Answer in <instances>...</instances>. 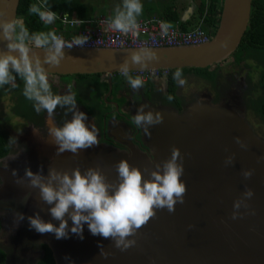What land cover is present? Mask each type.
I'll use <instances>...</instances> for the list:
<instances>
[{
	"label": "water",
	"instance_id": "obj_1",
	"mask_svg": "<svg viewBox=\"0 0 264 264\" xmlns=\"http://www.w3.org/2000/svg\"><path fill=\"white\" fill-rule=\"evenodd\" d=\"M18 3L0 0V55H11L21 69L22 56L27 57L32 74H106L109 79L120 71L214 66L238 47L251 9V0H220L218 26L210 40L200 45L62 48L53 63L48 57L55 55L54 48L14 39ZM6 24L13 25L7 34ZM10 44H19L25 51ZM9 69L15 70L11 64ZM242 94V88L225 87L216 102L198 100L182 113L140 105L138 115L153 117L152 123L140 122L150 134L147 151L101 144L95 132V144L75 152L60 151L51 130L69 121V115H46L42 122L31 123L18 137L19 150L0 159V200L22 206L13 220L15 236L37 237L38 245L50 250L54 264H264V139L246 117ZM83 123L93 130L89 120ZM173 150L182 168V202L174 203L171 212L154 208V215L124 238L130 242L127 248L116 246L119 237L93 235L86 222L73 233L71 208L63 217L65 236L59 239L54 232H38L24 218L26 214L59 225L50 213L55 202H45L40 188L42 184L57 188L56 177L94 171L111 194L120 182L121 161L136 168L143 183L151 180L153 172L162 174ZM18 258L9 257V264L23 263L24 257L19 262Z\"/></svg>",
	"mask_w": 264,
	"mask_h": 264
},
{
	"label": "flooded vegetation",
	"instance_id": "obj_2",
	"mask_svg": "<svg viewBox=\"0 0 264 264\" xmlns=\"http://www.w3.org/2000/svg\"><path fill=\"white\" fill-rule=\"evenodd\" d=\"M252 10L256 12L255 19L259 25L251 37L252 43L249 39L244 40L222 64L211 66V79L193 72H170L172 69L146 78L120 73H115L110 79L106 74H43L48 84V92L45 93L40 89V74H32L37 81L35 90L41 95L73 97L72 103H64L62 99L49 113L35 98L25 96L26 74L10 69L9 79L0 84V146L8 147L0 159L19 150L18 137L23 135L25 128L31 123L42 122L43 117L51 114L55 117L66 114L71 120L75 114L83 113L84 121H90L99 143L125 151L134 146L147 151L145 143L149 141V130L140 123H134L140 105L164 106L182 113L198 100L216 102L225 87L242 88L246 117L254 132L264 139V0H251L250 15ZM136 79L140 84L133 87L130 81ZM251 100H254V106ZM19 208L21 212L20 204L0 200V264H9L11 256H19L18 262L21 256L24 257L23 263L17 264H37L45 256V245H38L37 237L15 236L13 220ZM24 218L29 222L33 219L26 214Z\"/></svg>",
	"mask_w": 264,
	"mask_h": 264
},
{
	"label": "clouds",
	"instance_id": "obj_3",
	"mask_svg": "<svg viewBox=\"0 0 264 264\" xmlns=\"http://www.w3.org/2000/svg\"><path fill=\"white\" fill-rule=\"evenodd\" d=\"M128 9L127 21L131 23L132 13L139 12V5L129 3L126 5ZM34 10V9H33ZM46 22H51L54 19L52 13L42 16ZM124 17H118L114 21V26L121 31H126L128 23L123 22ZM5 34L7 30L12 28V24L3 26ZM23 33V29H21ZM49 36L53 42L55 55H50L53 63L57 61L61 47L64 41L51 33L48 36L41 35L35 38L38 45H46ZM22 40L23 35L18 37ZM81 37L73 39L75 44L83 43ZM9 47H19L21 53L25 49L17 45H9ZM138 59V57H133ZM23 69L20 63L17 62L11 55H0V84L5 83L9 79V64L17 71H23L26 74L25 96L35 98L39 105L46 109L49 113L53 108L61 102L72 103V96L41 95L35 90L36 80L33 78L32 72L28 67L27 57L22 56ZM39 72V69H37ZM178 74V73H177ZM40 89L43 92H48V84L43 74L38 75ZM133 87L140 84V80L130 81ZM39 110V109H37ZM85 117L83 113H77L73 118L65 122L61 127L53 128L51 134L55 137L58 143L59 150L75 152L78 148H84L96 143L94 129L89 130L83 123ZM141 121L152 123L153 117L150 114L137 115L134 118V123L139 124ZM159 117L156 118V122ZM178 152L173 150L171 159L164 165L163 172H153L151 180L141 182V174L136 168H129L125 161L118 164V174L120 182L114 191L109 194L108 186L103 178L94 171L81 175L79 172H73L72 176L63 175L56 177L58 179V187L53 188L50 185H40L41 196L43 200L49 204L54 203L51 207V216L59 220L58 226H53L51 223H43L38 218L31 220V225L40 233L54 232L56 238L65 236L66 223L63 219L64 214L72 209L70 219L73 227L71 231L77 233L80 231L82 222H86L89 231L93 235L99 234L102 237H119L116 240V246L127 248L130 244L124 238L131 235L135 229L145 224L150 217L154 215V208H166L169 212L173 211L174 203L182 202L183 193L185 191L184 184L180 181L182 168L176 164ZM31 176V173H27ZM37 183V180H33ZM250 195V193H249Z\"/></svg>",
	"mask_w": 264,
	"mask_h": 264
},
{
	"label": "built area",
	"instance_id": "obj_4",
	"mask_svg": "<svg viewBox=\"0 0 264 264\" xmlns=\"http://www.w3.org/2000/svg\"><path fill=\"white\" fill-rule=\"evenodd\" d=\"M42 13L40 20L52 27V35L64 41L63 48H163L175 46H194L210 40L208 32L200 25L189 30H181L170 26L158 16L143 17L128 23L126 17L123 22L128 23L126 31H121L114 26L118 18L102 15L89 19H78L67 12H55L44 5V0H37ZM52 13L54 19L46 22L42 16ZM123 17V16H121ZM58 25L61 27L59 29ZM81 37L83 43L75 44L74 38ZM50 48L53 42L50 37ZM167 69H149L120 71V74L140 75L142 78L156 76L157 73Z\"/></svg>",
	"mask_w": 264,
	"mask_h": 264
},
{
	"label": "trees",
	"instance_id": "obj_5",
	"mask_svg": "<svg viewBox=\"0 0 264 264\" xmlns=\"http://www.w3.org/2000/svg\"><path fill=\"white\" fill-rule=\"evenodd\" d=\"M119 1V0H117ZM160 0L154 5H150L147 10H142L148 13V16H158L163 19L165 23L170 26H178L181 30H187L188 22H181L180 14L182 10L188 7L190 4L194 5V12L191 17L194 26L200 25L203 30L209 33L210 37L213 36L219 22V14L221 11L220 0ZM140 2V1H139ZM44 0V5L55 12H67L70 16H74L78 19H89L94 17L96 11V4H99V0ZM103 6L105 7L106 0H102ZM182 4V5H181ZM124 5V4H123ZM34 9V10H33ZM103 9H99L101 14ZM42 8L40 7L37 0H19L16 12V20L20 21L15 24L14 28V39L17 42L28 44L29 41L34 40L36 37L41 35L48 36L49 33H53L52 27L46 23L41 22L40 16ZM116 18V17H114ZM256 12L252 10L250 20L248 21L247 29L244 32L239 45L246 39L251 41V37L254 36L255 29L259 26L256 23ZM193 26V27H194ZM59 29L61 27L58 25ZM23 29V33L21 32ZM258 32V31H256ZM23 35V39L20 40L18 37ZM258 42V40H257ZM41 47L50 46V36L46 45H40ZM239 50V49H238ZM237 50V52H238ZM10 71V69H9ZM193 72L196 75L204 76L206 78H212L213 70L211 67L204 69L198 68H182L172 69L170 72ZM24 73V72H23ZM36 75V74H35ZM252 106L255 105L254 100H251ZM262 105L259 106L260 113H263ZM8 151V147L0 146V157H2ZM46 253L41 261L37 264H54L50 250L47 246H44ZM2 255V254H0Z\"/></svg>",
	"mask_w": 264,
	"mask_h": 264
},
{
	"label": "crops",
	"instance_id": "obj_6",
	"mask_svg": "<svg viewBox=\"0 0 264 264\" xmlns=\"http://www.w3.org/2000/svg\"><path fill=\"white\" fill-rule=\"evenodd\" d=\"M167 1L169 3L171 2L170 0H167ZM127 4H129L127 2V0L117 1L116 6H114L113 9H111L109 16H111V17H121V16L127 17V13H128V9L126 7ZM193 12H194V5L190 4L188 7L184 8L180 14L181 22H188V28L189 29H192L194 26L193 20L191 19ZM146 16H148V13L146 11L144 13V11L139 10L138 13L137 12L132 13V20H136V19L143 18ZM176 27L179 28L178 26H176ZM189 29H187V30H189Z\"/></svg>",
	"mask_w": 264,
	"mask_h": 264
},
{
	"label": "rangeland",
	"instance_id": "obj_7",
	"mask_svg": "<svg viewBox=\"0 0 264 264\" xmlns=\"http://www.w3.org/2000/svg\"><path fill=\"white\" fill-rule=\"evenodd\" d=\"M93 4L94 1L96 0H91ZM140 1V2H139ZM159 0H127L128 3H136L139 5L140 10H147L148 7H150V5H154L158 2ZM163 1H167V0H163ZM106 6H103L102 0H99V4H96L97 8L96 11L94 13V17H98V16H102V15H109L111 12V9H113L114 6H116L117 4V0H106ZM103 9V12L100 14L99 13V9ZM20 22L18 20H16V23ZM30 45L33 46H40L38 44H36V42L34 40H30L29 43ZM220 64H222V62H220ZM1 112L3 113V110H1ZM6 112V110H5ZM251 118L255 121V117L251 116Z\"/></svg>",
	"mask_w": 264,
	"mask_h": 264
}]
</instances>
